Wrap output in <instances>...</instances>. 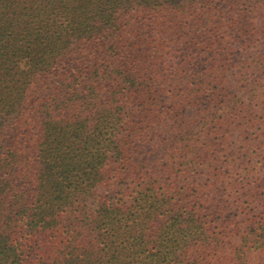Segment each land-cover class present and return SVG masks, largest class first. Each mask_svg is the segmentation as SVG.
<instances>
[{
	"label": "trees",
	"instance_id": "1",
	"mask_svg": "<svg viewBox=\"0 0 264 264\" xmlns=\"http://www.w3.org/2000/svg\"><path fill=\"white\" fill-rule=\"evenodd\" d=\"M0 264H264V0H0Z\"/></svg>",
	"mask_w": 264,
	"mask_h": 264
}]
</instances>
